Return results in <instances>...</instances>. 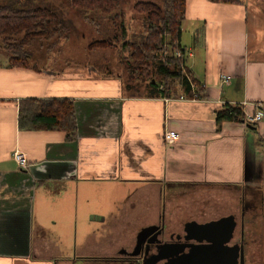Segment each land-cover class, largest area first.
Wrapping results in <instances>:
<instances>
[{
	"label": "crops",
	"instance_id": "0c3cea01",
	"mask_svg": "<svg viewBox=\"0 0 264 264\" xmlns=\"http://www.w3.org/2000/svg\"><path fill=\"white\" fill-rule=\"evenodd\" d=\"M180 44L200 99L180 88L169 98L135 95L118 76L90 68H10L0 52V264H55L57 243L73 239L76 254L80 232L94 244L78 257L88 264L131 247L118 246L119 232L135 239L164 223L167 236L181 233L185 222L213 218L174 223L168 206L196 191H218L222 205L241 206L237 186L252 183L259 168L264 119L254 128L225 121L217 129L215 111L264 109V0H185ZM27 98L71 100L73 138L20 130L18 104ZM168 130L179 134L171 145L163 139ZM14 151L26 155L27 169L15 164ZM169 186L177 187L163 201Z\"/></svg>",
	"mask_w": 264,
	"mask_h": 264
},
{
	"label": "trees",
	"instance_id": "16d2710c",
	"mask_svg": "<svg viewBox=\"0 0 264 264\" xmlns=\"http://www.w3.org/2000/svg\"><path fill=\"white\" fill-rule=\"evenodd\" d=\"M1 1V0H0ZM30 0H6L0 4V51L4 52L10 68L35 69L28 60V47L34 40L50 41L67 37L72 23L49 7H28ZM213 3L239 4L241 0H209ZM77 11L97 13L119 21L118 31L110 39L95 40L89 49H108L113 41L119 44L129 80L139 78L146 84V97L175 96L180 88L187 97L201 98L203 89L188 75L184 66L185 50L180 44L181 22L185 14V0L138 1L132 9L139 15L142 31L127 37L120 0H69ZM19 37V39H17ZM179 53V55H177ZM159 77V81L155 79ZM167 81L176 83V88ZM131 86V84H129ZM194 87V90L192 88ZM127 91L137 87L125 86ZM244 111L240 105L224 104L215 111L217 129L222 122L243 123ZM18 128L22 131L56 130L71 140L76 132L73 102L68 99H35L19 101Z\"/></svg>",
	"mask_w": 264,
	"mask_h": 264
},
{
	"label": "rangeland",
	"instance_id": "374dc122",
	"mask_svg": "<svg viewBox=\"0 0 264 264\" xmlns=\"http://www.w3.org/2000/svg\"><path fill=\"white\" fill-rule=\"evenodd\" d=\"M138 1L150 0H120L128 38H132L133 35L140 34L142 31L139 15H136L132 9L133 4ZM152 1L158 2L159 0ZM5 2L6 0H1L0 4ZM28 7L52 8L72 23L71 31L67 37H58L50 41L34 40L32 42L28 47V60L31 67L35 66L38 69H48L49 71H65L69 67L90 68L99 77L101 75L103 78L104 76H118L124 87H137L138 91H131L133 94H145L146 96L145 86L148 82L139 78L129 80L124 59H122L127 53H122L119 47L122 39L116 42L113 41V46L108 49H89L88 47L92 41L110 39L114 37V34H117V36L121 34V31H118L119 21L107 19L97 13L85 14L79 12L70 6L69 0H30ZM0 52L7 58L4 52ZM155 79L160 80L159 77H155ZM167 83L173 89L176 88V83L171 81H167ZM262 147L263 156L259 161L260 164L256 174L251 178L252 183L246 182L237 186L241 198L240 204L243 209H257L261 204H264V145ZM176 187L164 188L162 192L163 201L169 200L170 195L173 193L171 190ZM180 189L187 190L189 187L181 186ZM178 198H180L178 201L168 206L171 211L170 214L173 218L175 217L173 221L177 226H182L181 221L188 219L189 215L198 216L201 219L204 216V219H209L221 213L237 211V206L232 200H229L228 204L222 205L221 192L218 191H196L174 199ZM79 235L77 241L79 244H83L77 249L76 254L73 239L60 240L57 243L59 250L54 256L55 264H88L82 263L83 261L79 260L78 257L81 253H84L83 251L90 254L89 250L94 244L93 241L84 240L81 237L83 235L81 232ZM101 236L104 237L105 234L102 233ZM118 237V246L127 244L130 247L134 244V238H126L125 233L119 232ZM106 241H102V244ZM105 245L107 244L105 243Z\"/></svg>",
	"mask_w": 264,
	"mask_h": 264
},
{
	"label": "flooded vegetation",
	"instance_id": "af4514ba",
	"mask_svg": "<svg viewBox=\"0 0 264 264\" xmlns=\"http://www.w3.org/2000/svg\"><path fill=\"white\" fill-rule=\"evenodd\" d=\"M186 223H192L189 229ZM183 225L181 233L167 236L160 223L155 238L138 233L129 249L97 258L96 264H264V204Z\"/></svg>",
	"mask_w": 264,
	"mask_h": 264
},
{
	"label": "built area",
	"instance_id": "2783aa9c",
	"mask_svg": "<svg viewBox=\"0 0 264 264\" xmlns=\"http://www.w3.org/2000/svg\"><path fill=\"white\" fill-rule=\"evenodd\" d=\"M179 55V53H177ZM220 80L222 83H228L230 77L227 75H221ZM264 119V109L260 103L254 105V112L246 113L244 112L243 125L246 126H256L261 123ZM179 138V134L175 131L168 130L164 133L163 139L167 145H171L176 142ZM12 159L20 170H25L28 168L27 157L25 154L14 151L12 154Z\"/></svg>",
	"mask_w": 264,
	"mask_h": 264
},
{
	"label": "water",
	"instance_id": "95a60500",
	"mask_svg": "<svg viewBox=\"0 0 264 264\" xmlns=\"http://www.w3.org/2000/svg\"><path fill=\"white\" fill-rule=\"evenodd\" d=\"M248 128H254L253 126H247ZM191 224L192 223H189V224H187V225H185V229H189V227H191ZM202 227V226H201ZM158 232H159V227L158 226H150V227H147V228H144V229H142L140 232H139V234H138V237H140V236H151L152 238H155L156 236H157V234H158ZM149 242V241H148ZM161 247H169V245L168 244H166V245H162ZM185 258V257H184ZM187 259H185V261H186ZM185 263V262H184Z\"/></svg>",
	"mask_w": 264,
	"mask_h": 264
}]
</instances>
